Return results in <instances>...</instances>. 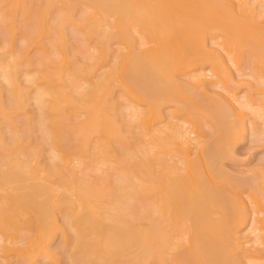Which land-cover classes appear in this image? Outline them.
Listing matches in <instances>:
<instances>
[{
  "label": "bare ground",
  "instance_id": "bare-ground-1",
  "mask_svg": "<svg viewBox=\"0 0 264 264\" xmlns=\"http://www.w3.org/2000/svg\"><path fill=\"white\" fill-rule=\"evenodd\" d=\"M7 1L13 8L24 6L26 0ZM72 1L41 0V6L34 10L38 13L35 16L41 18L56 2L65 3L62 7L68 6L66 11L72 13ZM77 1L84 7L76 14L79 18H71L70 12L62 13L69 18L68 23L82 30L87 41L92 38L98 44L82 66L73 67L68 79L69 84L78 89V97L72 96V92L60 93V83L62 87L67 86L66 79L63 81L60 75L66 56L61 32L65 22L62 13L55 14V26L46 32L56 53L62 55L54 58L56 71L47 70L48 57L45 55L36 62L39 69L34 74L28 69L25 73L26 83L34 85L33 99L38 110L35 117L29 114L26 122L38 125L36 128L41 136L37 144L49 145L48 163L41 165L35 150H30L29 154L21 152L23 135L14 132L11 141L6 142L0 133V148L6 151V158L0 162V264L8 253L17 254L15 264H39L40 259L42 264H59L60 252L51 248L55 230H61L60 244L64 245L61 251L68 250L70 256H75L77 247L76 256H80L67 258L77 263L78 258L83 257L85 262L80 259L81 264H168L170 260L174 262L169 264H240L232 258L234 254L230 258L226 252L231 240L234 246L231 248L245 254L247 264H264V190L256 184L253 193H244L218 184L214 179L225 176L216 158L219 161L221 155L229 151L231 142L242 139L248 131L256 138L261 134L264 137V130L256 129V121L264 125V96L262 100L252 99L238 95L235 87L228 90L221 84L236 76L232 77V68L246 75V71L240 72L239 63L240 51L247 47L253 66H261L259 72H252L260 80L258 89L264 93V28L252 24L264 17V0ZM3 7L4 4L0 7L2 17V12H6ZM9 22L6 25L13 28V20ZM33 27L25 40L47 50L41 42L46 30L43 23H33ZM109 37L118 39L123 49L117 58L110 59L112 49L104 45ZM10 38L2 39L0 44V50L5 49L0 54L5 58L0 59L1 87L14 97L10 106L0 99V116L9 124V112L24 105L25 100L20 97L22 88H30L28 84L21 88L15 74L16 66L24 65L28 54L23 44L19 54H14L9 49ZM135 44L141 48L140 53L134 50ZM109 60L111 63L114 60L112 66L96 76L88 85L90 88L80 86L81 83L77 85L79 78L90 80L92 68L97 69ZM183 69L191 71L180 83L175 77ZM252 72L247 75L252 76ZM117 85L122 95L132 102L126 105L131 108L127 126L131 127L134 122L138 129L136 135H131L142 154L138 159L128 149L120 157H109L113 151L111 140L126 150L123 143L126 133L122 134L117 124L120 114L114 115L118 111L108 102L112 87ZM205 86L216 88V96L221 100L220 105L208 108L209 116L214 109L219 115L217 112L211 115L217 120L224 116L223 105L238 120L229 129L222 117L219 125L222 136L218 135L217 141L203 154L204 145L199 134L202 120L187 103L192 102L189 97H194L195 90ZM66 104L82 115L77 125L66 124L75 134L74 137L67 132L68 139L73 140L70 150L85 154L95 136L97 143L90 158L96 170L106 168L103 176L80 175L81 171L64 165L61 151L66 119L60 112ZM112 110L115 112L110 113ZM162 120H166V125L155 127ZM174 152L181 154L178 160L172 159ZM81 163L78 159L76 168ZM116 168L118 171L114 172ZM262 170L261 176L264 175ZM113 174L115 179L111 182L108 177ZM139 204L141 206H137ZM228 205L237 212L233 220L235 228L243 230L240 234L237 230L231 233ZM214 209L226 214V219L214 217L211 211ZM55 210L64 211L62 225ZM29 213L35 215L34 221ZM20 223L28 226L31 234L20 235ZM70 229L74 234L72 241L66 233Z\"/></svg>",
  "mask_w": 264,
  "mask_h": 264
},
{
  "label": "rangeland",
  "instance_id": "rangeland-1",
  "mask_svg": "<svg viewBox=\"0 0 264 264\" xmlns=\"http://www.w3.org/2000/svg\"><path fill=\"white\" fill-rule=\"evenodd\" d=\"M7 2L9 5L6 4ZM72 2L74 3V4L70 3L71 5L73 4L72 10L69 8V10H71L72 13L70 11H66L65 8L66 7L68 8V6L62 7V5L65 3L62 2L63 4H61L59 2L58 3L56 2L54 4L53 8L51 9L52 11L49 10V12H45L41 18L40 17L38 18L37 17L38 13H36V11H34V10L38 9V7L41 6L40 5L41 0H33V1L32 0H26L25 1L26 5L25 4H24V6L18 5L19 8H17L18 6L12 8L9 1L6 0L4 2V0H0V4H2L0 7H2L4 4L5 7H3V9L6 10V12H2V13H4L3 14L4 17L1 16L2 14H0V19L1 18L5 19V20H0V32H1L0 33V41H1L0 44L2 43V39L3 40H4V38L9 39L11 36L10 39H12V40L10 41L9 49H11L14 54H17V53L19 54L18 51L21 50L20 48L24 45V47H22V48L23 49L25 48L26 51H25V49H24V51L27 52V54H28L27 55V61H31V63H27V61H26L24 65L16 66V72L17 73H15V74H17V79H18L17 81L20 83L21 88L25 87L28 84L31 89L28 88V86H27L28 89H26V90H25L26 87L22 88L21 92L23 93V95L21 94L20 97L23 96L22 97V98H24L23 101L25 100L24 105H22L21 107L16 108L15 110L9 112V117L11 120V123H10L11 128L9 127L10 124L5 119H3L2 115L0 116V133H2L1 134L2 137H5L6 142H9V141H7L9 139L11 141V137L13 136L12 134H14V132L23 135L24 137H22V138H24L25 140L22 142V144L20 143L21 144L20 147H22L21 152L23 151L24 153H28V152H30V150H32L31 152H33L35 150L37 153L36 156L38 158V161L41 163V165L46 164V162L48 163L50 148H49V145L48 144L45 145V143H42L43 146H39L37 144V142H38L37 138L41 136L40 135L41 132L39 131V129L37 130V128H36L38 126L36 124V122L35 123L33 121L32 122H28V121L26 122V120H28L27 118H28L29 114H30L29 117H31V118L35 117L36 114L38 113V110H37V106H35V100L33 99L34 95H33L32 88H34L33 87L34 85L31 86L30 83H26L25 73L28 69L30 74H34L39 69V66L36 62L38 61V59H40L41 57H44L45 55H47L46 58L48 57V61H47L48 64H46V65H48L49 68H47V70L49 72H52V70L56 71V69H57V68L55 69L56 59H54V58L55 57L61 58L62 55L60 54V56H59L56 53V50L51 45V39L47 36L46 32H47V29L55 26L53 19H54V17H56L55 14L57 15V13L65 12V15H66V12L67 13L70 12L72 15L71 18L74 19V17H76V18L80 17L79 15L76 16V14L79 12V10L84 9L83 5L80 6L79 3H81V2H79L77 0H75V2L73 0ZM7 5H8V7H7ZM25 7L27 9V11L25 10L26 13H25V11H23V9H25ZM63 8L65 11L63 10ZM8 10H10V12ZM80 13H84V12L80 11ZM5 15L7 17H5ZM35 15H37V16H35ZM61 15L64 16L63 13ZM234 17H235V19H238L236 15H234ZM8 18H9L10 22H11V20H13V23L11 22L13 25V28L11 26L6 25L9 22V21L8 22L6 21V20H8ZM33 18L40 19L39 21H41L43 23V27H44V29H46L45 33H43V35H42V41H41L45 45V47L47 48V50L45 49V51L42 49L41 46L38 47L35 44L30 45L29 42L25 40V37L27 36V34H29L31 30L32 31L34 30L33 29L34 28L33 23L39 22V21L38 22L35 21V19H33ZM263 18L261 17V19H263ZM68 19L69 18L64 16V19H62V20H65V22H63L61 25V32H62V38H63V44H64L66 56L64 59V64L60 68V75L63 77V79H64L63 81H65V79H66L67 86L62 87L61 86L62 83H60L61 84L60 85V93L63 92L66 94L68 92L69 93L72 92V96L75 94V97L76 96L78 97V95H79V94L77 95L78 89H76V88L74 89V87H72L69 84L68 79L70 77V74L74 70L73 67L77 68V65H78V67L82 66L83 62H86L85 61L86 58L88 56H90L92 53H94V50H95V48H97L96 46H98V44L92 38H90V40L87 41L86 38L84 37L85 35L82 32V30L80 31V28H79V30L76 29L75 28L76 26H74V24L72 22L68 23V21H69ZM261 19L256 20V21L255 20L252 21V24H256L257 27L264 28V22H262V23L259 22V21H261ZM1 24H2V26L4 25L3 26L4 28L1 26ZM36 25L37 24H35V26ZM10 27H11V30H10ZM35 29H36V27H35ZM3 30H4V32H3ZM113 32L114 31H111L110 33H113ZM103 36H105V35H103ZM94 37H95V35H94ZM101 38H103V37H101ZM207 38L210 39L211 36H209ZM221 40H222L221 38H218V41H221ZM104 45L106 46V48L111 47L112 51L116 50L115 53L110 51L111 52V56H110L111 58L110 59H113L112 57H115V56L117 58V56H120L121 52H123V49L120 48L121 46L118 43V39L116 40L115 37H112V38L109 37V39L106 40V43H104ZM246 48L247 47H245V50L242 48V50L240 51V54H241V59H240L241 62L239 63V65H241L240 66V72H241V70H243V73H246V72L250 73L253 70H256L257 72H259L261 70V66L260 65H257V67L253 66V62H252L253 60L251 59V55H249V49H247V51H246ZM0 49H1V47H0ZM4 50H0V54ZM134 50L137 53H140L141 48H139V46L135 44ZM6 51H8V49H6ZM124 51H126V50H124ZM3 56L4 55H0L1 61L4 58ZM5 57H6V59H9V56L6 55ZM50 59H53V60H50ZM113 61L114 60H112V63H113ZM109 62H110V64H108ZM109 62L104 63L103 65H99L97 69L92 68L93 71H91L92 72L90 75L91 77L89 76L90 80L88 78H86L87 81H84L85 79L83 77H82V79L77 78L78 79L77 85L78 84L80 85V83H81L80 86L83 85L82 87H84V88L88 87L89 84L91 85V83L95 81L96 76L101 74L103 71L109 69V65L112 64L110 60H109ZM53 63H54L55 67L53 66ZM190 71H191L190 69L181 70L176 75V77H175L176 80H178L180 83L183 82L185 80V78H184L185 75H188L190 73ZM232 71H233V72H231L232 75L233 74L236 76L240 75L239 72H237V70H234V68H232ZM244 71H246V72H244ZM247 73H246V75H243V76L240 75L239 77H236V76L234 77V75H233L232 77H234V78L226 79V77H225L226 80L223 81V83H221V84H222V86L227 87L228 90H232V87H235L236 88L235 90L238 93V95H240V94L241 95H247V96L251 97L252 99H261L262 100L264 93L260 89H258V88H260L259 78L255 77L253 75V72H252V76L250 75L251 73L248 75H247ZM0 81H1V78H0ZM1 83H2V81H1ZM1 83H0V99L3 101L4 105L9 104L8 106H10V104L13 103V100L11 99L13 97V95H11L8 91H6L8 89H6L5 87L2 88ZM64 85H66V84L64 83ZM88 88H90V86ZM216 91H217V89L214 87H211V86H205L204 88L199 89L198 91L195 90L194 97L193 98L191 96L189 97V100L192 99V102L190 101L187 103V107H189V105H191V106L193 105L192 107L190 106L192 109L190 107H189V109L192 110L193 113L194 112L198 113V115H199L198 119L199 120L201 119L203 122V125H202V122L200 121L201 132L199 133L201 136L200 139L203 140L202 145H204L203 154H205V151L210 148L209 146L213 145L212 143L217 141L219 136L220 137L222 136V134H223V132L221 130L222 127L221 128L219 127L220 121L222 119L225 121V124H226L227 128H229V129L233 128L234 124L238 120V118L235 117L233 115V113H231L232 111L227 109L226 106L224 107L223 105H222V107H223V113L224 114L222 113V115H224L226 117V119L224 116H222L223 118L221 116H219L218 120H217L213 115L217 112V111H215V109L213 110L215 112L210 111V116H209V109L210 110L213 109V107L215 105H217V103L220 105V102H221V100L216 96ZM122 94L123 93H122V90L120 89L119 85L112 87L109 98H108L109 99L108 102L113 104L115 106V109H117V111H118L117 114L113 110H112V112L110 111V113L115 112L114 115H116V116L119 114L121 116L120 112H122V114L125 113V116L124 115L121 116L122 118H120V116H118L117 119L119 118V120H117V119L116 120H117L118 127H120V131L122 132V134L126 133V137L123 139V143L125 145L126 150L120 149V147L118 145L119 143H117L114 140H111L110 145H111L113 151L111 152V155H109V157L111 159L116 158V157H120L123 155V152L127 151V149H128L129 152H133L135 154L134 156L137 155L136 157L138 159V157L141 158L142 154H141V151L138 150L139 148H137V144L134 141V137L131 136L132 133L134 135H136L138 132V129L135 126L134 122H133L131 127L127 126L128 122H129L128 120L131 118L129 115L130 113H128V112H130L131 108L126 107V105H131L132 102L130 100H127V98H125ZM202 107H204V108H202ZM141 108L144 109L145 105H142ZM61 113H62V117L65 116V119H66L64 121L65 125L69 123V125L70 124L72 125V126L70 125L71 127H73V124L74 125L76 123L78 124V122L82 119V115L77 114L78 112L75 113L74 110L71 109V105H69V104L64 105L63 111L60 112V115H61ZM74 113L76 114V116L77 115L78 116L72 117V116H74ZM211 113H213V114L211 115ZM217 114L219 115L218 112H217ZM210 117H213V119H211ZM224 121H222L221 123L224 124ZM225 124L223 126H225ZM27 125L30 126L29 129H28ZM69 125H66L65 126L66 130L63 131L64 133H66V135L62 139L64 142V145H63L62 151H61L62 152L61 156H63V158H64L63 159L64 165L66 167L75 168L76 170L81 171L80 175H82V174L86 175L87 174L90 176L91 175L92 176L97 175L98 177H100L99 175L103 176L102 174L105 173L106 168H103L102 171L96 170L95 169L96 164L93 161H91V158H90V153L92 152L94 145H96V143H97L95 136H92V139L90 141V149L85 154L79 155L78 153H75L74 151L70 150V147L72 145L73 140L68 139L69 138L68 133H69V135H70V133H72L71 132L72 129H71V131L69 130L71 127L68 128ZM165 125H166V120H162V121H158L156 123L155 127H163ZM256 126H257L256 129L264 130V125L263 124H257V121H256ZM67 128H68V130H67ZM223 131H225V130H223ZM221 132H222V134H221ZM73 134L74 133H72V136L75 135V134L74 135ZM262 136H263V134L258 135L256 138V136L255 137L252 136L251 132L248 131L247 135L242 137V139L237 140V142L233 141L234 143L231 142L230 143L231 146H230V144L228 146V147H230V148H228L229 151L228 152L225 151L226 154L223 153L224 155L223 154L221 155V159H219V161L217 160L218 158H216L217 162L216 161L215 162H216V164H218L217 166H220V169H222L224 171V172L223 171L222 172H223V175H225V176L222 175L224 178H221V179H217V177H214V179L216 178L215 182H217L218 184H221L225 187H228V188L241 190L244 193H253V191H254L253 186H255L256 184L258 185V187H261V190H264V175L262 174V176H261V173H263L262 169H264V137H262ZM70 138H73V137L70 136ZM258 138H259V140H257ZM191 155L193 157H195L194 154H191ZM180 157H181L180 153L174 152L172 159L178 160ZM5 158H6V151L2 150L0 148V162L2 160H4ZM166 158L169 159V156H167ZM23 159H24V157H23ZM78 159H81L82 163L78 168H76V162ZM168 162H170V161H168ZM117 167H118V165H117ZM116 171H118L117 168L115 169L114 172H116ZM259 174H260V176H259ZM42 175L45 176L46 174L42 173ZM257 175L259 178L257 177ZM45 177L47 178V176H45ZM114 177H115V174L109 176L108 180H110L111 182H114V179H115ZM137 206H141V205L139 204ZM263 206H264V204H263ZM231 208L232 207H230L228 205V211H227L228 217L227 218L229 219L228 224H229V227L231 229V233L237 230V231H239L238 234H240L243 232V230L241 228H238V229L235 228L236 223H235V220H233V218L236 216L237 212H235ZM226 210H227V208H226ZM226 210H224L225 213H226ZM55 211H56L57 218L59 217L58 222L61 223V225H62L61 216L63 215L64 211H62V210H60V211L55 210ZM211 211H214V214H212V215L216 218H218V217L219 218H225L227 216L226 214L222 215L221 213L215 212L216 211L215 209L211 210ZM110 213L116 214L114 211H110ZM220 214L222 216H220ZM29 217L31 218L32 221L35 220V215H33V213H29ZM32 224H34V223H32ZM55 231H54L55 233L53 232L55 234V236H53V239H52L53 241L51 240V244H52L51 248L55 251H58V253L60 252L58 255L59 264H67V263L71 264V262L69 260H72V263L77 261V260L71 259L72 256H73V258L80 256L79 254H78V256H76L78 253V252H76L77 247H76V249H74L75 252L73 251L74 253H76V255H75L76 257L73 254H71V256H70L71 252L68 250L66 252L61 251L62 246H64V245L61 246V244H62L61 243V239H62L61 230H55ZM18 233L20 235H23V236H28L29 234H31L28 226L22 225L21 223H20ZM66 233L68 234V237L71 240L73 238V235H74L73 230H71V229L67 230ZM231 241H229L228 246L226 247V250L228 249L226 252L229 254V257L234 254L232 258L235 257V259H236L235 261H237V263L240 262V264H247L245 254H243L242 252H240V253L235 252V250L233 249L234 246L230 244ZM231 246H233V247L231 248ZM8 254L9 255L6 256V259H5L3 264H15V262L17 260V254H15V253H8ZM235 254H236V256H235ZM0 256H1V254H0ZM69 256L71 257L70 259L67 258ZM170 257H172V256H170ZM80 259L81 258L79 257L78 258L79 262H77L78 264L79 263L81 264V260H84L83 257L81 260ZM170 261L172 263L174 262V260L173 261L170 260ZM37 262L39 264H42L41 259L38 260ZM84 262H85V260H84ZM169 262H168V264H169Z\"/></svg>",
  "mask_w": 264,
  "mask_h": 264
}]
</instances>
